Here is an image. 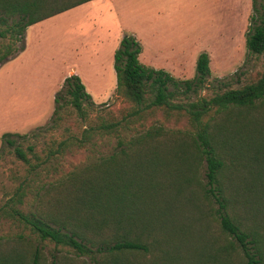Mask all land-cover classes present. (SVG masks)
Masks as SVG:
<instances>
[{"label":"trees","instance_id":"trees-1","mask_svg":"<svg viewBox=\"0 0 264 264\" xmlns=\"http://www.w3.org/2000/svg\"><path fill=\"white\" fill-rule=\"evenodd\" d=\"M87 1L0 0V63L24 49L30 25ZM246 47L264 58V0H252ZM140 52L132 33L114 50L116 91L127 103L118 114L91 118V96L71 74L54 97L53 115L72 108L79 133L66 127L41 153L19 144L26 134L2 133L0 156L10 148L26 173L0 212L32 240L18 239L0 256L17 251L22 264H61L56 254L49 262L40 255L50 243L54 252L97 256L100 264H264V72L235 88L217 78L219 90L201 96L209 83L207 52L198 55L194 76L182 80L142 64ZM146 113L174 125L133 127ZM183 121L188 128L179 126ZM110 135L117 148L58 177L41 176L58 170L72 146ZM238 159L245 162L235 170ZM29 191L34 206L24 211ZM63 264L75 263L63 256Z\"/></svg>","mask_w":264,"mask_h":264},{"label":"rangeland","instance_id":"rangeland-1","mask_svg":"<svg viewBox=\"0 0 264 264\" xmlns=\"http://www.w3.org/2000/svg\"><path fill=\"white\" fill-rule=\"evenodd\" d=\"M168 1L160 6L164 10L170 9L177 17L161 24L163 26L161 33L156 34L157 40H144L148 44H145V48L141 45L138 55L142 64L163 69L176 79H190L195 74L198 55L203 51L207 52L209 83L200 90L201 96H210L219 90L215 81L217 78L229 82L230 86L235 88L262 75L263 56L249 53L246 47V31L252 13V2L241 37L234 40L233 36L222 34L219 38L224 40L223 43H212L210 49L202 50L197 48L207 45L209 39L214 36V31L219 29V21L226 18L227 14L234 17L241 13V9L245 10L249 4L248 0L245 3L240 0ZM143 5L141 0H94L64 11L63 14L51 16L49 20L30 25L26 30L24 49L0 63V138L3 132L26 134L25 138H18L19 144L24 148L32 144L36 151L41 153L50 145L52 139L64 136L66 127L71 132L79 133L81 121L72 108L61 107L58 110L60 117L55 120L53 115L54 97L64 78L71 74H76L82 79L91 96L94 105L87 107L91 118L98 115L108 116L109 112L118 114L127 103L116 91L112 51L102 44L119 34L121 25L131 24L140 28V7ZM222 13L224 14L221 15ZM135 37L140 42L139 38ZM120 39L119 35L115 47ZM3 41L0 38V44ZM153 46L158 48H151ZM161 122L166 128L174 125L164 122L160 114L153 116L146 113L143 119L134 122L133 127L142 129L152 123ZM179 126L186 129L189 123L183 121ZM117 146V137L114 135L96 138L85 148L72 146L60 159L61 166L58 170L48 174L43 171L41 176L45 180L58 177L72 167L81 166L93 156L106 154ZM243 162V159H238L232 162V165L235 170H239ZM204 171L205 162L199 169L203 180L206 179ZM25 173V165L14 156L10 148L5 147L0 156V207ZM33 194L28 192L27 203L22 206L24 211L33 209ZM28 233L20 222L0 212V249L16 246L18 239L32 240ZM53 250L50 243L45 244L40 255L49 262L52 254H56L61 264L63 256L71 258L75 264L101 262L97 256L91 259L88 256L77 257L72 252ZM14 252L16 255H1L0 264H22V258L17 255V251Z\"/></svg>","mask_w":264,"mask_h":264},{"label":"crops","instance_id":"crops-1","mask_svg":"<svg viewBox=\"0 0 264 264\" xmlns=\"http://www.w3.org/2000/svg\"><path fill=\"white\" fill-rule=\"evenodd\" d=\"M91 1H94V0L84 2L80 5H84V4L89 3ZM165 1L169 2L168 0H163V1H160V0H141V2L144 5L142 7H140V10H141V15L139 18L140 28L135 26V25H131V24H126L125 26L121 25L120 30H119L120 33L117 34L115 37L118 38L120 35V38H121L124 33H132L139 38L140 43L144 48H145V44H148V42H146L148 39L149 40H152V39L157 40L156 34L158 32L161 33V30H162L161 26H163L161 24H163L165 21L174 20L175 17H177L176 14L173 13V11H170V9L164 10L163 7L160 6V4L164 3ZM206 1H209V0H206ZM246 1L247 0H240L241 3H245ZM248 2H249V4L246 5L245 10L242 11V9H241V13L239 12V14H237L234 17H233V15L227 14L226 18H222L221 21H219V26H218L219 29L214 31V36L209 39V42L207 43V45L205 47L197 48V49H202V50L206 49L207 50V49L211 48L210 45L212 43H223L224 40L219 38L222 34L233 36L234 40L241 37V35L243 34L244 24L247 23V17L249 15V7H250L252 0H248ZM155 4H157L158 6H156ZM169 7L171 8V5H169ZM72 8H74V7H72ZM154 11H156L155 14L153 13ZM63 12H61V14H63ZM242 12H243V14H242ZM223 14L224 13H222L221 15H223ZM48 18H50V17H48ZM48 18H46V20H49ZM46 20L44 19V21H46ZM37 23H35V24H37ZM158 24H159V27L157 28ZM115 37H110L107 41H105L102 44V45H105V47H109L111 49V51H112L111 55L114 53V50L117 47V46L115 47V45L117 44L118 41L116 40L117 38L114 39ZM144 40H146V41H144ZM107 43H109V44H107ZM151 48L156 49L158 47L153 46ZM159 48H165L166 49L167 47L159 46ZM111 55H110V57H111Z\"/></svg>","mask_w":264,"mask_h":264}]
</instances>
